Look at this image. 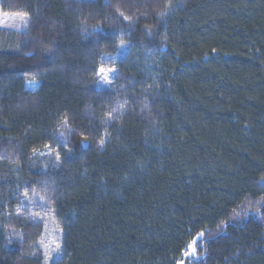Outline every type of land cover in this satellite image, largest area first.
Returning <instances> with one entry per match:
<instances>
[{
    "label": "trees",
    "instance_id": "16d2710c",
    "mask_svg": "<svg viewBox=\"0 0 264 264\" xmlns=\"http://www.w3.org/2000/svg\"><path fill=\"white\" fill-rule=\"evenodd\" d=\"M0 11V264H264V0Z\"/></svg>",
    "mask_w": 264,
    "mask_h": 264
},
{
    "label": "rangeland",
    "instance_id": "374dc122",
    "mask_svg": "<svg viewBox=\"0 0 264 264\" xmlns=\"http://www.w3.org/2000/svg\"><path fill=\"white\" fill-rule=\"evenodd\" d=\"M27 19L22 14H13V13H5L0 11V27H6L10 29H18L23 30L26 28ZM128 49V44L126 42L121 43L119 47V51L116 54H108L109 57H122L126 54ZM104 73L108 75L110 83L105 84L100 81L99 74V86L102 88L112 87V83L115 76V70L113 68L102 67ZM29 85L35 86L36 83H29ZM42 242L45 248V253L48 257V260L52 258L59 257L61 253V242H62V232L57 226L51 225L47 228ZM193 253V246L191 248Z\"/></svg>",
    "mask_w": 264,
    "mask_h": 264
},
{
    "label": "snow or ice",
    "instance_id": "6c2138e0",
    "mask_svg": "<svg viewBox=\"0 0 264 264\" xmlns=\"http://www.w3.org/2000/svg\"><path fill=\"white\" fill-rule=\"evenodd\" d=\"M24 15H27V14H24ZM122 15V13H121ZM99 74H100V81L105 83V84H108L110 83L109 81V77L107 74L104 73V70L101 68L99 69ZM29 83H32V82H29ZM111 114H109V119H111ZM65 125L67 124V122L65 121L64 122ZM61 136L63 137V134L61 133ZM86 139V138H85ZM101 144H103V140L101 141ZM57 159H59V156L57 155ZM203 237V233L200 234V236L198 237V239L202 238ZM190 248H192V245H189ZM195 251V249L193 248V252Z\"/></svg>",
    "mask_w": 264,
    "mask_h": 264
}]
</instances>
